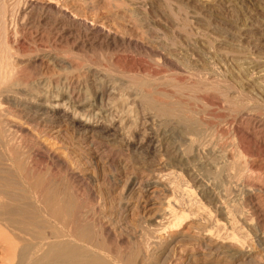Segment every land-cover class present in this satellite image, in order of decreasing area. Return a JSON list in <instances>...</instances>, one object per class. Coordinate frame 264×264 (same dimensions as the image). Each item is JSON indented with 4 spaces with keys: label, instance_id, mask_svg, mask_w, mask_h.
I'll return each mask as SVG.
<instances>
[{
    "label": "rangeland",
    "instance_id": "374dc122",
    "mask_svg": "<svg viewBox=\"0 0 264 264\" xmlns=\"http://www.w3.org/2000/svg\"><path fill=\"white\" fill-rule=\"evenodd\" d=\"M14 1L4 0L1 5L0 53L12 55L9 59L14 63L19 62L14 65L18 66L19 76L22 73L24 77L27 76H22V79L25 84L28 82V86L20 84L21 80L20 83L16 82L19 80L18 75L15 76L16 81L13 80L14 77L10 80L7 78L9 82L6 81V84L10 86L6 90V97H0V101H3L0 103L12 117V122L25 127L24 131L28 129L23 132L22 142L25 145L27 143V147L30 145L29 150L32 148L30 151L35 154V162L41 160L37 161L41 179L51 188L58 189L59 193L64 192V196H72L74 200L76 197L75 202L81 205L82 210L92 207L96 209L94 220L97 219L93 229L96 238L94 237L92 244L100 246L94 250L95 253H100L109 264H264V245L261 246V243L264 244V173L240 171L239 173H243L241 176L242 173L238 175L237 170L230 171L226 162L228 156L221 154L219 149L216 148L211 153L206 148H186L187 142L185 146L183 142L194 136L195 132L180 130L181 127L174 124L170 117L160 113L163 106L171 109L175 107L174 110L185 109L189 117L197 119L195 122L201 126L200 131L204 129L202 132L209 131L207 134L214 135L215 126L224 128L226 134L229 132V136L232 135L225 124L226 118L223 119L226 117L224 115H236V111H231V105L227 106L229 100L236 96L238 99H233V103H240L245 97L249 101L250 98H258V95L261 97L262 92L257 93L264 90V83H259L264 78H259V81L251 75L254 69L252 63L264 54V0H64L62 5L75 17L76 24L64 27V38L61 42L57 41L59 44L53 40L59 32L57 27L52 26L51 22L40 21L39 24L35 20L38 16L56 18V14L49 11L40 13L41 10L36 9L39 5L36 4L30 13L37 15L32 16L30 31L26 30L30 36L22 34L23 38L20 37L19 41L22 43L18 46L12 44L14 41L6 42L4 38L11 27V13H15L25 0ZM49 13H52L51 16ZM24 18L26 19L25 16ZM21 19L24 24L25 19ZM32 21L37 27L32 25ZM36 34L44 36V40L41 36L43 47L35 40ZM19 45L23 48L22 52ZM157 55H163V58L165 56L167 62L159 60ZM256 81L259 85L263 84L262 87H255ZM71 92L74 98H78L77 103L84 107L81 106L78 110L75 108L78 104L69 102L67 97ZM210 92L214 96L219 94V97H215L220 101V96H224V101H221L224 104L215 108L204 103L200 97ZM244 94L247 96L244 97ZM222 107L226 110L229 107L228 111L232 113L227 114ZM43 109L52 112L47 123L38 117ZM188 110L192 113L189 114ZM30 116L33 117L32 122L28 120ZM28 123H32L36 132L26 126ZM221 138V142L218 141L220 144L223 142L228 150H234L233 142L226 145L227 140ZM36 148L44 151L40 152ZM179 151L181 153L178 154ZM185 151L188 153H184ZM260 158L264 160V156H259V160ZM166 170L176 171L184 184L188 183L205 210L210 211L211 216L224 225L225 231L220 230L218 235L227 238L221 242L222 246L218 244L219 250L212 248V253L204 251L203 244L211 245L198 232L197 226L200 225L197 219L194 220L196 217L190 215L182 226L184 231L187 228L188 237L191 235L190 238L186 236L187 241L184 240L186 238L179 239L175 230H161V241L157 245H147L148 252L146 251L141 262L139 256L144 252L139 250L143 249L142 243L140 244L144 239L142 237L150 236L156 229V213H159L160 207L164 208L165 205H160H163V201L165 203L163 199L170 196L154 185L152 178L155 173ZM228 173L235 177L241 176L246 182L238 183ZM248 184L251 185L247 186ZM177 192L176 187V199L181 190L178 194ZM180 197L178 195V200ZM224 209L230 211L231 226L227 225L222 213ZM240 236L247 243L237 242ZM9 239L11 237L8 233L3 231L0 234V264H16L20 245L9 244ZM12 246L15 247L12 250L14 252L9 254ZM163 247L166 249L161 255Z\"/></svg>",
    "mask_w": 264,
    "mask_h": 264
},
{
    "label": "bare ground",
    "instance_id": "6f19581e",
    "mask_svg": "<svg viewBox=\"0 0 264 264\" xmlns=\"http://www.w3.org/2000/svg\"><path fill=\"white\" fill-rule=\"evenodd\" d=\"M16 1V0H15ZM14 1V2H15ZM35 1V2H34ZM63 1V3H61ZM10 2V1H8ZM19 2V1H18ZM4 0H0V9H1V5H3ZM36 4H38L39 6H37ZM64 4V0H25L23 2V4L20 6V8L17 10L15 13H11L13 14L11 17V27L9 30L6 31V33L4 34V38L5 41L8 43L12 44H17L16 46H18V44L20 41V37H22L25 33H27L28 31H26L27 29L29 30V26H30V22L32 20V16H36L35 14L31 15L32 10L34 8V6H37L39 8H36L38 11L39 9L41 10L40 13L42 11H46L48 13L52 12L54 14H56V18H51L48 16H43L40 17L38 16L37 18L35 17V20L37 19L39 23L40 21L45 23V22H51V25L54 27H57L56 29L59 31L55 34L53 40L58 42L62 41L63 34H64V27L65 26H75L76 22H75V17L73 15H71L70 13H68V10H66L65 5ZM67 5V4H66ZM13 7V5H12ZM3 8V7H2ZM1 12V10H0ZM37 12V11H36ZM35 12V13H36ZM46 13V15H47ZM53 14V15H54ZM1 15H4L1 13ZM40 15V14H39ZM43 15V14H42ZM23 16L26 17V19H23ZM24 20V24H22V22L20 21V19ZM54 17V16H53ZM2 18V17H1ZM43 18V19H42ZM21 19V20H22ZM22 20V21H23ZM36 20V21H37ZM35 21V22H36ZM27 22V23H26ZM87 22V21H86ZM2 23L0 22V26ZM36 24V23H35ZM34 24V25H35ZM40 24V23H39ZM79 24V23H78ZM90 24V23H89ZM32 25H33V21H32ZM33 25V26H34ZM84 25V24H83ZM88 25V24H87ZM32 27V26H31ZM35 27H37L35 25ZM42 27V26H41ZM77 27V26H76ZM79 27V26H78ZM96 27V26H95ZM100 27V26H99ZM3 28V27H2ZM49 28V27H48ZM69 28V27H68ZM84 28V27H83ZM42 29V28H41ZM76 29V28H75ZM86 29V28H85ZM89 29V28H88ZM93 29V28H91ZM3 30V29H2ZM55 30V31H57ZM90 30V29H89ZM94 30V29H93ZM97 30V29H96ZM30 31V30H29ZM36 31V30H35ZM42 31V30H41ZM51 31V30H50ZM100 31V30H99ZM97 31V32H99ZM44 32V31H43ZM52 32V31H51ZM68 32V31H67ZM96 32V31H94ZM105 32V31H104ZM107 32V31H106ZM3 33V32H2ZM37 33V32H36ZM54 33V31H53ZM69 33V32H68ZM100 33V32H99ZM29 35V33H27ZM98 34V33H97ZM102 34V33H101ZM110 34V33H109ZM26 35V36H28ZM32 35V34H31ZM72 35V34H71ZM105 35V34H104ZM108 35V34H107ZM30 36V35H29ZM28 36V37H29ZM41 36H43L42 34H36L35 40L38 43H41ZM47 36V35H46ZM66 36V35H65ZM80 36V35H79ZM109 36V35H108ZM99 37V36H98ZM23 38V37H22ZM26 38V37H25ZM33 38V36H32ZM46 38V37H45ZM52 38V37H51ZM96 38V37H95ZM94 38V39H95ZM100 38V37H99ZM102 38V37H101ZM31 40V38H29ZM92 39V38H91ZM2 40V37H1ZM28 40V39H27ZM34 40V41H35ZM43 40H44V36H43ZM52 40V39H51ZM50 40V41H51ZM52 40V41H53ZM65 40V39H64ZM63 40V41H64ZM97 40V39H96ZM104 40V38H103ZM34 41L32 44H35ZM40 41V42H39ZM54 41V42H55ZM25 42V39H24ZM29 42V41H28ZM54 42H52L54 44ZM101 42V41H99ZM64 43V42H63ZM104 44V42H102ZM5 44V43H4ZM52 44V45H53ZM59 44V43H57ZM113 44V43H112ZM42 45V43H41ZM55 45V44H54ZM53 45V47H54ZM108 45V44H107ZM1 46V45H0ZM24 47V44L22 45ZM22 46L19 45V50H21V52L23 51ZM39 46V45H38ZM61 47V44L59 45ZM58 46V47H59ZM71 46V45H70ZM76 46V45H75ZM96 46V45H95ZM37 47V46H36ZM43 47V45H42ZM52 47V46H51ZM57 47V46H56ZM99 47V46H98ZM102 47V46H101ZM106 47V46H105ZM253 47H255V45H253ZM2 48V47H1ZM17 48V49H18ZM63 48V47H62ZM3 49V48H2ZM9 49V48H8ZM17 49L15 50L17 53ZM39 49V48H38ZM45 49V48H44ZM54 49V48H53ZM85 49V48H84ZM25 50V49H24ZM228 50V49H227ZM246 50V49H245ZM256 50V49H254ZM6 51V50H5ZM4 51V52H5ZM8 51V50H7ZM263 51V50H262ZM105 52V51H104ZM161 52V51H160ZM255 52V51H254ZM26 53V52H25ZM90 53V52H89ZM157 53V52H156ZM253 53V52H252ZM7 54V53H6ZM5 53H0V97H3L6 94V92L8 91L7 88H9L6 83H8L11 79V77H14L13 80H15V76L18 75V66L16 67V65L14 64H19L18 63H14L12 62L9 57L11 58L12 55H6ZM24 54V53H22ZM64 55V54H63ZM62 55V56H63ZM253 55V54H252ZM264 54L261 55V57H259L260 59L258 60H254V62L252 64H254L252 67L254 68L251 73L253 72L252 77L255 76V78H257L259 80V78H264ZM14 56V55H13ZM58 56V54H57ZM197 56V55H196ZM222 56V55H221ZM227 56V55H226ZM236 56V55H235ZM15 57V56H14ZM13 57V58H14ZM54 57V56H53ZM68 57V56H67ZM211 57V56H210ZM214 57V56H213ZM32 58V57H31ZM121 58V57H120ZM157 58L159 60H162L163 62L166 61V57L163 55H157ZM209 58V57H208ZM245 58V57H244ZM15 59V58H14ZM59 59V58H58ZM205 59V58H204ZM221 59V58H220ZM20 60V59H19ZM115 60V59H114ZM155 60V59H152ZM168 60V59H167ZM200 60V58H199ZM231 60V59H229ZM248 60V59H247ZM251 60V59H250ZM157 61V60H156ZM213 61V60H212ZM211 61V62H212ZM249 61V60H248ZM247 61V62H248ZM118 62V61H117ZM167 62V61H166ZM243 62V61H242ZM246 62V59L245 61ZM252 62V61H251ZM21 63H24L21 61ZM154 63V62H153ZM226 63V62H225ZM250 63V62H249ZM172 64V63H171ZM209 64V63H207ZM26 65V64H25ZM115 65V64H114ZM113 65V66H114ZM163 65V64H162ZM165 65V64H164ZM246 65V64H245ZM24 66V65H23ZM33 66V64H32ZM150 66V65H149ZM160 66V65H159ZM236 66V65H235ZM248 66V64H247ZM37 67V66H36ZM155 67V66H154ZM22 68V67H21ZM20 68V69H21ZM35 68V67H34ZM57 68V67H56ZM146 68V67H145ZM198 68V66H197ZM223 68V67H222ZM245 68V67H244ZM67 69V68H66ZM134 69V68H133ZM190 69V68H189ZM206 69V68H205ZM218 69V68H217ZM28 70V69H27ZM26 70V71H27ZM33 70V69H32ZM36 70V69H35ZM152 70V69H151ZM201 70V69H200ZM22 71V70H21ZM31 72V71H30ZM38 72V71H37ZM142 72V71H141ZM205 72V71H204ZM239 72V71H238ZM245 72V71H244ZM22 73V72H21ZM27 73V72H26ZM153 73V72H152ZM180 73V72H179ZM215 73V72H214ZM23 74V73H22ZM20 75L19 80L16 81L17 83L21 80V83L23 86L26 85L25 81L22 79L23 75ZM155 74V73H153ZM216 74V73H215ZM234 74V73H233ZM198 75V74H197ZM210 75V74H209ZM200 76V75H199ZM217 76V75H216ZM24 77V76H23ZM27 77V76H25ZM24 77V78H25ZM98 77V76H97ZM8 78V80H7ZM17 78V79H18ZM21 78V79H20ZM183 78V77H182ZM205 78V77H204ZM215 78V77H214ZM249 78V77H248ZM254 78V77H253ZM244 79V78H243ZM29 80V79H27ZM169 80V79H168ZM8 81V82H6ZM172 81V80H171ZM261 81V80H259ZM12 82V81H11ZM10 82V83H11ZM16 82L14 84H16ZM179 82V81H178ZM257 84L254 83L255 85L261 86L258 84V81H256ZM246 83V82H245ZM259 83H264V79L263 81L259 82ZM14 84H12L13 86H15ZM30 84V83H29ZM32 84V83H31ZM37 84V83H36ZM74 84V83H73ZM72 84V85H73ZM251 84V83H250ZM253 84V82H252ZM18 85V84H16ZM65 85V84H64ZM194 86V84H192ZM198 85V84H197ZM200 85V84H199ZM28 86V85H26ZM111 86V85H110ZM165 86V85H164ZM253 86V85H252ZM18 87V86H17ZM163 87V86H162ZM184 87V86H183ZM227 87V86H226ZM256 87V86H255ZM262 87V86H261ZM264 87V85H263ZM21 88V87H20ZM187 88V86H186ZM185 88V89H186ZM197 88V87H196ZM211 88V87H210ZM216 88V87H215ZM224 88V87H223ZM72 89V88H71ZM162 89V88H161ZM174 89V87H173ZM228 89V88H227ZM260 89V87H259ZM257 88V91L259 90ZM7 90V91H6ZM177 90V89H176ZM200 90V89H199ZM209 90V89H208ZM211 90V89H210ZM213 90V89H212ZM226 90V89H225ZM231 90V89H230ZM251 90V88H250ZM255 90V89H254ZM263 90V89H261ZM12 91V90H11ZM30 91V90H29ZM186 91V90H185ZM201 91V90H200ZM219 91V90H218ZM167 92V91H165ZM174 92V91H173ZM197 92V91H196ZM229 92V91H228ZM249 92V91H248ZM262 92V96L259 97L260 95H258V98H250L249 101H247L246 99L248 97H245L247 95H243L244 99H242V101L240 100V103H238L236 101V103H233V99H238V97H234L231 98V101L229 100L230 103H228L230 106L231 105V111L236 113V115H224L226 117H223V119L225 120L226 118V123L229 131L232 133V135L229 136V134H226V131L223 129H221V127L216 128L214 125V130L212 128L214 135H209L205 132H202L199 130V126L196 122L197 119L195 120L192 116H188L186 110H174L171 107L168 108L167 106H163L162 109H160V113H162L163 116L165 117H170L171 120H173L174 124L180 126V130L185 129L186 131H190V132H195L194 136L192 135L189 138H186V141L183 142L184 146L186 145L185 142H187L186 148L188 147V149H199V148H206L211 150L214 149H219L220 153L223 155L228 156V160H226L227 162V166L230 168V171L233 170H237V174H241L239 173L240 171L243 172H249V173H264V160H259V156H264V90L263 91H258L257 94H260ZM26 93V92H25ZM216 93V92H215ZM235 93V92H234ZM255 93V91L253 92ZM252 93V94H253ZM12 94V93H11ZM168 94V93H167ZM185 94V93H184ZM192 94V93H191ZM229 94V93H228ZM238 94V93H237ZM247 94V93H246ZM26 95V94H25ZM186 95V94H185ZM196 95V94H195ZM217 95V94H216ZM215 95V96H216ZM226 95V94H225ZM164 96V94H163ZM180 96V93H179ZM200 96V95H199ZM212 92H210L207 95H204L203 97H200L201 100H203L204 103L209 104L210 106H222L224 104V102L222 103L221 101L223 100V97L220 96L221 101L215 97ZM219 97V94L217 95ZM232 96V95H231ZM240 96V95H238ZM6 97V96H5ZM10 98L12 96H9ZM20 97V96H19ZM166 97V96H165ZM169 97V96H168ZM187 97V96H186ZM190 97V96H189ZM196 97V96H194ZM4 98V97H3ZM170 98V97H169ZM167 98V99H169ZM178 98V97H177ZM188 98V97H187ZM203 98V99H202ZM67 99L69 100V102H71L72 104H78L79 101L74 98L72 96V92L69 94V96L67 97ZM173 99H175L173 97ZM192 99H194L192 97ZM227 99V98H226ZM3 100V99H2ZM8 100V99H7ZM6 100V102H8ZM179 100V99H178ZM198 100V99H196ZM13 101V100H12ZM62 101V100H61ZM67 101V100H66ZM180 101V100H179ZM239 101V100H238ZM245 101V102H243ZM247 101V102H246ZM3 102V101H0ZM10 102V101H9ZM44 102V101H43ZM78 102V103H77ZM161 102V101H160ZM164 102V101H163ZM181 102V101H180ZM196 102V101H195ZM232 102V103H231ZM235 102V101H234ZM23 103V102H22ZM169 103V102H168ZM0 103V234L4 232L8 233L11 237V239L13 240V242H10L11 239L8 240L9 244L12 243H17L18 245H20L19 249L17 250V261L16 264H109L107 263L105 260V258L101 257V254L99 253L96 254L95 251L97 249L98 246H100L99 244L97 245H93L92 242L94 240L95 237V232L93 233V229L95 226V219L94 220V216H96L95 212L96 209H86L83 208V210L80 208L79 204H76L75 200L71 197H66L64 196V192L63 193H59L56 188H51L50 185H47L44 180L41 179V177L38 174V171L40 169H38L37 166V161H34V153H32L30 150H32V148H30V150L28 149L29 146L27 147V143L26 145L22 142V135L23 132L28 131V129H25V127L23 128L20 124L18 125L17 123L15 124L14 121L12 122V120L10 118H12L10 116V114H8V111L5 110V108L3 107V104ZM6 104V103H5ZM42 104V103H41ZM162 104V103H161ZM160 104V105H161ZM183 104V103H182ZM222 104V105H221ZM28 105V104H27ZM95 105V104H94ZM169 105V104H168ZM175 106V104H172ZM181 105V104H180ZM184 105V104H183ZM189 105V104H188ZM200 105V104H199ZM205 105V104H203ZM5 106V105H4ZM21 106V105H19ZM82 105L78 104L75 106L76 109L80 108ZM177 106V104H176ZM187 106V105H186ZM209 106V107H210ZM226 106V107H227ZM84 107V106H82ZM89 107V106H88ZM103 107V106H102ZM184 107V106H183ZM189 107V106H188ZM194 107V106H193ZM212 107V108H214ZM45 108V107H44ZM181 108V107H180ZM192 108V107H191ZM197 108V107H196ZM201 108H205V107H201ZM216 108V107H215ZM224 108V107H222ZM29 109V108H28ZM39 109V108H37ZM197 109H200L199 107ZM225 109V108H224ZM229 109V107H228ZM227 111L230 113L231 111ZM239 109V111H238ZM241 109V110H240ZM9 110V109H8ZM22 110V109H21ZM27 110V109H26ZM31 110V109H30ZM29 110V112H30ZM33 110V109H32ZM79 110V109H78ZM77 110V111H78ZM190 110V109H189ZM188 110V111H189ZM211 110V109H210ZM217 110V109H216ZM10 111V110H9ZM24 111V110H22ZM36 111V110H35ZM34 111V112H35ZM201 111V110H200ZM203 111V110H202ZM237 111L239 112V114H237ZM241 111V112H240ZM14 112V111H13ZM25 112V111H24ZM28 112V113H29ZM40 110L37 111V113H39ZM79 112V111H78ZM121 112V111H120ZM199 112V111H198ZM220 112V111H217ZM224 112V111H223ZM231 112V113H232ZM23 113V112H22ZM26 113V114H28ZM36 113V112H35ZM36 113V115H37ZM51 110H47V109H43L39 114L38 117L40 120H42L44 123H47L48 120L51 119ZM83 113V112H82ZM159 113V112H158ZM187 113V114H186ZM192 113L189 111V114ZM230 113V114H231ZM14 114V113H12ZM202 114V113H201ZM224 114V113H223ZM17 115V114H16ZM195 115V114H194ZM197 115V114H196ZM208 115V114H207ZM14 116V115H13ZM82 116V115H81ZM87 116V115H86ZM203 116V115H202ZM31 117V118H30ZM28 120H30V122L33 121V117L30 116ZM56 117V116H55ZM206 117V116H205ZM208 117V116H207ZM15 118V116L13 117V119ZM16 119H18L16 117ZM21 119V118H20ZM37 119V117H35V120ZM112 119V118H111ZM206 119V118H205ZM212 119V118H211ZM218 119V118H217ZM222 119V116H221ZM222 119V122H223ZM170 120V121H171ZM21 121V120H20ZM37 121V120H36ZM35 121V122H36ZM53 121V120H52ZM169 121V120H168ZM167 121V122H168ZM196 121V122H195ZM22 122V121H21ZM42 122V123H43ZM50 122V121H49ZM55 122V121H54ZM134 122V121H133ZM203 122V121H202ZM205 122V121H204ZM210 122V121H208ZM40 123V122H39ZM216 123V122H215ZM35 124V123H33ZM41 124V123H40ZM173 124V125H174ZM210 124V123H208ZM219 126L221 125V123H218ZM216 124V125H218ZM25 125V124H24ZM39 125V124H38ZM47 125V124H46ZM167 125V124H166ZM175 125V126H176ZM212 125V124H211ZM26 126L31 130L34 131L32 128V123H28L26 124ZM34 126V125H33ZM36 126V124H35ZM42 126V125H41ZM45 126V125H44ZM48 126V125H47ZM171 126V125H170ZM209 126V125H208ZM225 126V125H224ZM158 127V125H157ZM201 127V126H200ZM40 128V127H39ZM43 128V127H42ZM48 128V127H47ZM154 128V127H153ZM164 128V127H163ZM204 128V127H203ZM209 128V127H208ZM225 128V129H228ZM158 129V128H157ZM179 129V127L177 128ZM201 129V128H200ZM29 130V131H30ZM36 130V129H35ZM164 130V129H163ZM174 130V129H173ZM184 130V131H185ZM183 131V132H184ZM36 132V131H34ZM52 132V131H51ZM156 132V131H155ZM27 133V132H26ZM39 133V132H38ZM85 133H87L85 131ZM163 133V132H162ZM182 133V132H181ZM185 133V132H184ZM182 133V134H184ZM210 133V132H209ZM30 134V133H29ZM90 134V133H89ZM186 134V133H185ZM212 134V133H211ZM179 135V134H178ZM218 135L215 138H223V140H227L226 145H229L233 142L234 145V150H228L226 146H224V144H220L219 142H221V140L219 139H215L214 136ZM26 136V134L24 135ZM87 136V134H86ZM169 136V135H168ZM189 136V135H188ZM103 137V136H102ZM185 137V136H184ZM182 137V138H184ZM228 137V138H227ZM172 138V137H171ZM174 138V137H173ZM179 138V137H178ZM221 138V139H222ZM230 138V139H229ZM26 139V138H25ZM181 140V139H179ZM185 140V139H183ZM25 141V140H24ZM219 141V142H218ZM32 142V141H30ZM37 143V142H35ZM161 143V142H160ZM177 144V143H175ZM180 144V143H179ZM182 144V142H181ZM36 145V144H34ZM39 145V144H38ZM170 146V145H169ZM180 146V145H179ZM182 146V145H181ZM32 147V146H31ZM36 147V146H35ZM183 147V146H182ZM34 148V146H33ZM37 150L39 148H36ZM35 149V150H36ZM185 149V148H184ZM201 149V150H202ZM205 149V150H206ZM216 149V150H217ZM34 150V149H33ZM34 150V151H35ZM181 150V149H179ZM38 151H42V150H38ZM36 151V154L37 152ZM44 151V150H43ZM42 151V152H43ZM174 151V150H173ZM177 151V150H176ZM190 151V150H188ZM204 151V150H203ZM215 151V150H214ZM46 152V151H45ZM44 152V153H45ZM187 151H185L184 153H186ZM210 152V151H209ZM181 153L180 151L178 152V154ZM183 153V154H184ZM188 153V152H187ZM192 153V152H191ZM171 154V153H170ZM176 154V153H175ZM177 154V155H178ZM40 155V154H39ZM38 155V156H39ZM45 155V154H44ZM42 155V156H44ZM165 155V154H164ZM163 155V156H164ZM188 155V154H186ZM185 155V156H186ZM202 155V154H201ZM162 156V155H161ZM169 156V155H168ZM182 157V154L180 155ZM184 156V157H185ZM221 156V155H220ZM179 157V156H178ZM224 157V156H223ZM173 158V157H172ZM186 158V157H185ZM225 158V157H224ZM39 159V157H38ZM41 159V157H40ZM178 159V158H177ZM227 159V157H226ZM43 160V159H42ZM161 160V159H160ZM174 160V159H173ZM176 160V159H175ZM179 160V159H178ZM183 160V159H182ZM41 161V160H40ZM38 161V162H40ZM163 162V161H162ZM42 164V163H41ZM40 164V165H41ZM58 164V163H57ZM165 164V163H164ZM39 165V166H40ZM163 165V164H162ZM168 165V164H167ZM224 165V164H223ZM59 166V165H58ZM164 166V165H163ZM166 166V165H165ZM41 167V166H40ZM49 168V167H48ZM216 168V167H215ZM167 169V168H166ZM43 170V169H42ZM229 170V169H228ZM41 171V170H40ZM73 171V170H72ZM160 171V170H159ZM172 171V170H171ZM171 171H161V172H157L154 174L153 178H152V183L154 185H157L158 187L162 188L163 190H165L167 193H169L168 195H170L169 197H166L165 203L163 201V205L160 204L161 206H164V208L162 209V207H160L161 209H158L159 213H156L158 215H156V218H154V223H155V227L156 229L154 231H152V233H150V236L146 237H142V241L140 242V244L142 245L140 249V251H144L140 256V260L142 262V260L144 259V257L146 256V253L148 252L146 249L148 244H156L159 240L161 241L162 235H161V230L164 231L166 230H175L177 231L178 238L179 239H184L186 238V236L188 237V231L187 228L186 230H182V226L184 225L183 222L185 221L186 218H188L190 215H192L191 217L195 216L194 220L197 219L199 226H197L198 232H200V234L204 235L207 243H209L207 246L206 244H203V249L205 252L210 253L212 248L215 250V248L217 250L218 249V244L221 245V242L226 239L227 237H221L218 235L219 231L224 229L223 228V224L221 225V223H219L216 219H214L211 216L210 211L205 210L203 204L199 201V199L195 198V195L192 193V190L190 189V187L188 186V183L186 182L184 184L183 180L181 179V177L179 176V174L176 173V171L171 172ZM214 171V170H213ZM43 172V171H42ZM46 172V171H45ZM51 172V171H49ZM58 172V171H57ZM228 172V171H227ZM233 173V172H232ZM47 174V172H46ZM229 174V173H228ZM234 174V173H233ZM256 174V175H257ZM43 175V174H42ZM230 175V174H229ZM238 175L231 176V179H234L236 182L238 181L241 183H245L246 181H244V178H241V176L243 175V173L241 174V176L239 177ZM224 176V175H223ZM238 176V177H237ZM245 176V174H244ZM258 176V175H257ZM264 176V175H263ZM252 177V175H251ZM45 178V177H44ZM195 178V177H194ZM249 178V177H248ZM48 179V176H47ZM46 179V180H47ZM261 179V176H260ZM263 179V177H262ZM259 180V179H258ZM264 180V179H263ZM261 181V180H260ZM255 182V181H254ZM259 183V182H258ZM51 184V183H49ZM69 184V183H68ZM67 184V185H68ZM132 184V183H131ZM52 185V184H51ZM251 184H248L247 186H249ZM76 186V185H75ZM204 186V185H203ZM72 187V186H71ZM132 187V186H131ZM177 187V191L179 192V190H181V195L183 196V199L180 197L179 195V200H178V195H177V199L174 196V192H175V188ZM233 187V186H232ZM254 187V186H251ZM250 187V188H251ZM68 189V188H66ZM179 189V190H178ZM244 189V188H243ZM64 190V189H63ZM250 190V189H249ZM71 192V189L69 190ZM256 191V190H255ZM260 191V190H259ZM66 192V191H65ZM154 192V191H153ZM67 193V192H66ZM69 193V192H68ZM74 193V192H73ZM94 194V193H93ZM66 195V194H65ZM69 194H67L68 196ZM78 195V194H77ZM167 195V196H168ZM194 195V196H193ZM164 197V198H165ZM72 198V199H71ZM261 199V198H260ZM264 199V198H263ZM134 200V199H133ZM85 202V201H84ZM219 202V201H218ZM83 203V202H82ZM97 204V203H96ZM221 204V203H220ZM93 205V204H92ZM90 206V205H89ZM94 206V205H93ZM219 206V204H218ZM97 207V206H96ZM99 207V206H98ZM89 208V207H88ZM223 208V207H222ZM161 210V211H159ZM194 210V211H193ZM223 210V209H221ZM193 212V213H192ZM99 213V212H98ZM192 213V214H191ZM223 215L225 216V220H227V225L231 226L232 222H231V218H230V211L228 212L226 209H224V211H222ZM104 214V213H103ZM233 214V213H232ZM259 214V213H258ZM252 216V215H251ZM249 217V216H248ZM233 218V217H232ZM259 218V217H258ZM102 219V218H101ZM234 219V218H233ZM100 220V219H99ZM104 220V219H103ZM179 220V221H178ZM224 220V221H225ZM263 221V218H262ZM111 222V221H110ZM234 222V221H233ZM198 223L196 225H198ZM99 224V223H98ZM97 224V226H99ZM190 224V223H189ZM257 225V224H256ZM261 225V224H259ZM104 226V225H103ZM172 226H174L172 228ZM111 227V225L109 226ZM195 227V226H194ZM199 227V228H198ZM202 227V228H201ZM234 227V226H233ZM232 227V228H233ZM262 227V226H261ZM98 227H96L97 229ZM142 229V228H141ZM195 229V228H194ZM231 229V227H230ZM236 229V227H235ZM234 229V230H235ZM262 229V228H261ZM264 229V228H263ZM196 230V229H195ZM227 230V229H226ZM243 230V229H242ZM96 231V230H95ZM225 231V229H224ZM144 232V231H143ZM165 232V231H164ZM235 232V231H234ZM233 232V233H234ZM237 232V231H236ZM108 233V232H106ZM168 233V232H167ZM197 233V232H196ZM147 234V233H146ZM145 234V235H146ZM172 234V232H171ZM105 235V234H104ZM142 235H144L142 233ZM148 235V234H147ZM235 235V234H234ZM233 235V237H234ZM165 236V235H164ZM191 236V235H190ZM190 236L188 238H190ZM230 236H232L230 234ZM237 236V235H236ZM140 237V235H139ZM242 236H240V238H238L237 242H239L240 244L244 243L243 240L241 238ZM247 237V236H246ZM262 237V236H261ZM96 238V237H95ZM177 238V239H178ZM232 238V237H231ZM176 239V240H177ZM178 239V240H179ZM237 239V238H236ZM185 241H187V238L184 239ZM231 240V239H230ZM232 240L234 241L235 238H232ZM231 240V241H232ZM95 241V240H94ZM100 242V241H98ZM179 242H181L179 240ZM192 242V241H191ZM236 242V241H234ZM261 242V241H260ZM264 242V241H263ZM163 243V242H162ZM161 243V244H162ZM175 243V242H174ZM224 243V242H223ZM247 243V242H245ZM244 243V244H245ZM235 244V243H234ZM104 245V244H103ZM140 245V246H141ZM157 245V244H156ZM155 245V247H156ZM166 245V244H165ZM175 245V244H174ZM264 245L263 243H261V246ZM11 246V245H10ZM106 246V245H105ZM154 246V245H153ZM160 246V245H159ZM222 246V245H221ZM240 246V245H239ZM245 246V245H244ZM260 247V246H259ZM6 248V247H5ZM8 248V247H7ZM13 248V246L11 247ZM17 248V247H16ZM101 248V247H100ZM158 248V247H157ZM164 248V247H163ZM162 248V249H163ZM243 248V247H241ZM248 248V247H247ZM264 248V247H263ZM15 247L13 249H11V253L12 250H14ZM160 249V248H159ZM164 248L163 250H161V255L165 252ZM9 250V249H8ZM95 250V251H94ZM98 250L100 251V249L98 248ZM151 250V249H150ZM214 250L212 252H214ZM245 250V249H244ZM249 250V249H248ZM263 251V249H260ZM147 251V252H146ZM203 251V250H202ZM216 251V250H215ZM261 251V252H262ZM4 252V250H3ZM211 252V253H212ZM251 253V252H250ZM255 254V253H254ZM13 255V254H12ZM11 255V256H12ZM103 255V254H102ZM257 255V254H256ZM10 256V257H11ZM15 257V258H16ZM119 257V256H118ZM246 257H249V255H247ZM255 257V256H253ZM263 257V256H261ZM12 258H14L12 256ZM137 258V257H136ZM135 258V259H136ZM138 258V259H139ZM234 258V257H233ZM188 260V258L186 259ZM185 260V261H186ZM108 261V259H107ZM129 261V260H128ZM109 262V261H108ZM263 262V261H262ZM141 264V263H140ZM260 264V263H259Z\"/></svg>",
    "mask_w": 264,
    "mask_h": 264
}]
</instances>
